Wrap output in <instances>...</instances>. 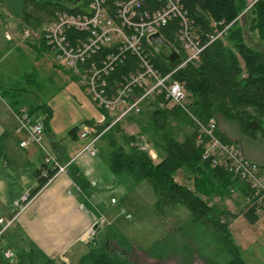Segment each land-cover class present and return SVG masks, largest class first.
I'll return each instance as SVG.
<instances>
[{
    "label": "trees",
    "instance_id": "obj_1",
    "mask_svg": "<svg viewBox=\"0 0 264 264\" xmlns=\"http://www.w3.org/2000/svg\"><path fill=\"white\" fill-rule=\"evenodd\" d=\"M115 1L117 0H108L100 5L105 17L114 20H116ZM174 1L186 17L190 32L203 47L194 59L178 67L169 77V83L177 82L181 85L185 95L184 102L170 103L164 93L154 94L140 103V109L135 114L136 117L138 115L141 117L135 121L144 124H139L138 134L125 137L126 148L119 145L114 136V131L119 128L118 122L113 123L99 141L106 142L108 154L105 163L116 179L132 180L134 185L146 180L150 184L155 195L153 207L156 213L165 217L172 214L179 205H183L190 212L188 221L173 228V232L180 237L186 236V241L183 238L185 249L191 248L190 243H194L195 232L203 231L204 238L196 248H201L204 242L211 240L219 244L228 255L229 259L224 264H245L239 247L233 243L228 230L227 216L235 219L238 215L222 210L215 204L209 203L207 199L205 200L203 194L198 191L201 184L196 182L199 180L195 181L190 188L177 182L175 174L182 170L193 182L196 177L201 179L203 177L207 181H204V185H210L215 192L229 193L234 186H237L240 189L239 192L245 196L246 208L242 213L243 217L251 224L256 222L257 212L251 202L247 183L228 172L223 165H214L212 156L203 157V154L207 141L223 146L235 144L219 130L217 123L219 118L233 123L240 134L246 138L264 140V61L258 52L245 44L244 34L239 25L240 16L245 17L243 19L252 17L254 30L257 31L259 38L264 40V1L257 2L246 11H244L245 0ZM76 3H81L83 6L82 0H0V22L6 27L8 17L11 15L21 33L28 35L29 32L39 33L41 51L51 53L50 48L43 42V28L54 22L61 13L86 14L74 9ZM139 3L141 9L148 11L159 6L157 0H140ZM179 30V20L172 19L158 31L163 40L178 54L180 62L174 68L186 58L181 47ZM86 32L70 28L66 30L65 36L67 41L75 46L78 40H84ZM158 46L162 48L160 44ZM144 50L162 76L171 71L172 68L168 62L152 45L145 43ZM160 51L165 56L170 53L165 47ZM108 55L116 58L109 64L107 74H104L102 67L104 63H108L106 60ZM91 64L100 71L102 79L106 82L105 93L112 94L119 87L118 85L125 83L129 73H134L139 68L140 60L139 56L131 50L118 52L116 48L100 47L84 58L83 65ZM64 67L70 71L65 65ZM70 73L73 75L71 71ZM26 78L29 79V76ZM142 94L143 90L140 88H134L132 91L134 97ZM4 97L10 101L11 97ZM41 109L46 114L44 124H47L50 119V108L45 105ZM98 109L107 114L103 108ZM26 115L29 117V114L26 113ZM143 115L145 118L142 117ZM127 116L125 119L130 120ZM29 119L31 120L30 117ZM85 123L94 124L88 121L82 122L71 128L68 131L69 135L73 139L78 138V128ZM44 124L42 123L43 128ZM110 124L109 118L104 124L98 125V128L103 129ZM203 130H209L211 136L204 135ZM99 141L96 143V154L100 147L101 141ZM145 142L157 155L156 162L145 148ZM0 160L6 162L1 152V139ZM257 167L258 172L264 174V159L257 164ZM53 173L54 170L51 167L42 164L34 173L36 186L29 193L30 196L38 192ZM73 177L75 182L83 187L81 188L83 193L87 195L85 188L89 186L88 183L80 177L74 175ZM94 206L97 209L95 218L104 217L99 204ZM104 219L106 220L105 217ZM162 239L166 240V238ZM88 242H94L95 247L82 256L77 264H129L118 250L128 248V239L112 222L104 224L97 232L96 238ZM158 246L159 242H156L149 250L154 251ZM6 249L14 252L13 262L7 261L4 257ZM9 263L62 264L55 258L47 256L33 244L16 224L0 232V264Z\"/></svg>",
    "mask_w": 264,
    "mask_h": 264
},
{
    "label": "rangeland",
    "instance_id": "obj_2",
    "mask_svg": "<svg viewBox=\"0 0 264 264\" xmlns=\"http://www.w3.org/2000/svg\"><path fill=\"white\" fill-rule=\"evenodd\" d=\"M239 18L245 44L258 52L264 61V40L260 39L257 31L254 30L252 17L243 19L245 17L240 16ZM5 31L13 35L14 40L19 44L18 46L24 48L28 56L37 62L32 65L30 59L23 56L19 60L4 61L0 63V77H9L13 83H18L24 82V75L29 76L30 82L28 81V83L30 84L27 85L25 82L22 84V93L29 97V100L33 99L36 102L47 99L46 102L52 111L51 118L55 125L53 139L61 146L74 143L75 141L69 136V129L78 126L83 120L97 119L98 110L96 106L76 82L71 81L75 80L74 76L65 69L64 64L57 62L50 54L41 51L39 33L32 34L29 32V35L21 33L11 15L8 17ZM9 45L10 43L6 40L5 33L0 26V58L3 57ZM3 79L6 80V78ZM67 79L70 80L58 91L61 81L63 83ZM48 80L52 82L49 83ZM56 88L57 90H55ZM50 91L53 92V96H51L52 92ZM135 113L137 112L126 113L130 120L121 119L117 121L119 128L114 131V136L117 143L124 148L127 147L125 137L138 134L140 132L139 124H144L135 121L141 117V115L136 117ZM112 114L113 117L120 118L121 111ZM33 117L39 118L40 114L33 113ZM142 117L145 118L144 115ZM40 122L42 123V121ZM217 123L219 130L221 129L228 139L237 145L242 155H246L257 164L263 161V139L251 140L246 138L240 134L233 123L223 119L219 118ZM112 125L110 124L109 128ZM143 138L145 140V137ZM145 144H147L145 148L155 155L151 146L146 142ZM103 152L98 151L96 156L104 158ZM153 160L157 161L158 158L153 157ZM175 180L190 188L193 187L195 181L199 180L196 182L201 184L198 191L203 194L205 200L207 199L209 203L215 204L222 210L237 214L238 217L235 219L227 216L229 220L228 230L233 243L239 247L245 264H264V214L259 212L256 222L252 224L243 217L242 213L246 208L245 196L239 192L240 189L237 186H234L229 193L227 191L215 192L210 185H204L203 177L202 179L196 177L193 182L182 170L175 174ZM127 184L131 187L130 190H127V195H121L115 189H102V194L108 196L110 193L109 200L114 198L116 202L119 201L116 205L110 206L109 214L105 217L111 219L116 216L113 225L128 239V248L118 250L129 261V264H224L228 261V255L214 241L209 240L204 242L201 248H196L204 238L203 231L195 232L193 235L194 243H190L191 248L186 247L187 249H185L186 236L180 237L179 234L173 232V228L182 225L190 217V212L183 205H179L172 214L163 217L154 211L155 195L146 180L141 181L135 187L132 182H127ZM136 200L137 203L135 204ZM1 207L0 217L7 219L8 214ZM127 214L129 217L125 219ZM0 232H2V228ZM162 238H166V240L164 241ZM156 242H159V246L154 251L149 250Z\"/></svg>",
    "mask_w": 264,
    "mask_h": 264
},
{
    "label": "built area",
    "instance_id": "obj_3",
    "mask_svg": "<svg viewBox=\"0 0 264 264\" xmlns=\"http://www.w3.org/2000/svg\"><path fill=\"white\" fill-rule=\"evenodd\" d=\"M108 0H82L83 6L89 10V14H58V18L44 26L43 40L50 48L54 59L64 64L75 76L80 88L92 100L98 108H103L107 112L121 111L120 118L126 113L138 112L140 103L154 94L164 93V96L173 103L184 102L185 95L180 84L177 82L169 83L170 75L188 60L194 59L203 49L198 40L190 32V27L186 17L182 14L180 7L174 0H157L159 6L148 11L140 8V0H117L116 20L105 17L100 5ZM264 0H245V10L252 8L257 2ZM243 11V12H244ZM88 15L90 17H88ZM172 19H178L180 24V42L183 53L186 58L176 68H172L167 75H161L155 66L151 63L148 55L145 54L144 44L151 46L149 36L158 32L161 27L171 22ZM87 31L84 40H78L75 46L67 41L65 32L68 29ZM216 37V36H215ZM213 37V38H215ZM218 37V36H217ZM116 48L118 52L131 50L139 56L140 65L134 73H129L125 83L112 94L105 93L106 82L102 79L100 71L91 64L83 65L84 58L93 54L99 48ZM115 56L108 55L104 63L102 72L107 74L109 64L115 60ZM134 88L143 90L139 97L132 96ZM20 119L29 130V138L40 144L43 125L40 122H33L27 117L24 108L19 110ZM114 123V122H113ZM111 123V124H113ZM97 124L85 123L79 126L77 137L87 139V144L82 148L80 153L87 154L91 157L96 154V143L100 137L109 128L99 129ZM203 134L210 135L209 130H203ZM211 136V135H210ZM211 138V137H210ZM28 143V140L21 142V146ZM153 159L155 155L151 154ZM213 157V164H221L231 174L244 180L250 189L251 202L256 208V212L264 214V174L258 172L257 163L246 159L241 155L236 144L217 145L207 141V146L203 157ZM76 156V157H77ZM74 159L65 163L58 162L51 154H46L43 164H47L54 173L48 178L46 184L34 195L29 193L23 195L14 202V213L8 219L0 218L2 231L11 226L35 198L39 192L47 186L54 178L59 175L69 174V167ZM45 175V173H44ZM111 203L115 199L110 200ZM128 218L129 215H126ZM104 217L96 219L86 230L85 236H80L82 241H89L96 238L98 229L104 224H108ZM1 231V230H0ZM4 257L9 261L15 260L14 252L10 249L4 251Z\"/></svg>",
    "mask_w": 264,
    "mask_h": 264
},
{
    "label": "crops",
    "instance_id": "obj_4",
    "mask_svg": "<svg viewBox=\"0 0 264 264\" xmlns=\"http://www.w3.org/2000/svg\"><path fill=\"white\" fill-rule=\"evenodd\" d=\"M0 26L5 33L6 40L10 43L3 57L0 58V63L4 61L10 62L13 59L19 60L23 56L28 57L32 65L35 64L37 60L31 59L27 51L18 46L19 44L14 40V36L5 31V26L1 22ZM46 53L52 56L50 52L47 51ZM67 71L70 73L69 70ZM24 76V82L29 85L27 76ZM3 78H6V80ZM74 79L71 81L77 84L75 77ZM69 80L67 79L63 83L61 81L58 91ZM24 82L13 83L9 77H0V139L1 152L6 159V162L0 160V207L2 206L1 208L8 214V218L12 216L14 213V202L23 195L30 193L36 186L34 173L43 164L46 154H51L60 163L74 159L69 168V174L59 175L47 184L31 200L28 207L19 214L14 225L16 224L25 236L47 256L66 264H77L82 256L95 247L94 242L82 241L80 239V236H85L86 230L97 219L95 218L97 209L94 205L99 204L105 217L109 214L108 210L110 206L116 205L119 202L110 203V193L108 196H105L102 194V189H115L121 195H127V190L131 188L127 182L133 181L116 179L109 171L105 163L108 154L105 141H101L103 143L100 142L102 149L100 147L98 149L99 152L104 151V158L100 156L91 157L87 154L86 156H83L84 154L77 156L87 144V139H73L69 135L75 141L74 143H69L68 146H61L55 142L53 139L55 125L51 118L52 111L50 109L48 123L44 124L46 114L41 109L45 105L50 108L46 102L47 99L40 102H36L33 99L29 100V97H26L22 93L21 86ZM47 82L51 83L52 81L48 80ZM4 96L11 97L10 101ZM51 96H53V92ZM20 108H24L25 111L27 110V114H29L31 120L42 121L44 124L40 144L29 138V130L23 124L18 114ZM96 109L98 110L97 119L83 120L82 122L88 121L102 125L109 118L111 119V123H115L121 119L126 120V115L117 118L113 117L112 112L104 114L98 107ZM33 113H39L40 117L35 119ZM24 140H28V143L21 146V142ZM244 157L247 156L244 155ZM155 158H157L156 154ZM246 159L251 160L248 157ZM73 175L80 177L88 183L89 186L85 188L87 195L83 193L84 191L81 189L83 187L75 182ZM134 203L136 204L137 200ZM122 211L124 212V210ZM125 219H127L126 216ZM106 220L114 223L116 216Z\"/></svg>",
    "mask_w": 264,
    "mask_h": 264
},
{
    "label": "water",
    "instance_id": "obj_5",
    "mask_svg": "<svg viewBox=\"0 0 264 264\" xmlns=\"http://www.w3.org/2000/svg\"><path fill=\"white\" fill-rule=\"evenodd\" d=\"M74 9H77L80 12L89 13V10L86 9L85 7H83L81 5V3L80 4L76 3L74 5ZM148 39L151 42L153 48L157 52H159V54L168 62L169 66L171 68H174L180 62V60L178 58V54L175 52V50L166 41L163 40V38L161 37V35L158 32L150 35ZM158 44H160L162 48H159ZM164 47L170 51L169 55H167V56H165L160 51V49H163Z\"/></svg>",
    "mask_w": 264,
    "mask_h": 264
},
{
    "label": "bare ground",
    "instance_id": "obj_6",
    "mask_svg": "<svg viewBox=\"0 0 264 264\" xmlns=\"http://www.w3.org/2000/svg\"><path fill=\"white\" fill-rule=\"evenodd\" d=\"M87 14V13H86ZM44 42V41H43ZM170 52V51H169ZM215 126H216V124H215ZM84 139V138H83ZM86 139V138H85ZM15 223V222H14ZM14 223L11 225V226H13L14 225ZM11 226H9V227H11ZM2 227V226H1ZM98 231H99V229H98ZM8 261V260H7ZM10 264V263H9ZM15 264V263H14Z\"/></svg>",
    "mask_w": 264,
    "mask_h": 264
}]
</instances>
